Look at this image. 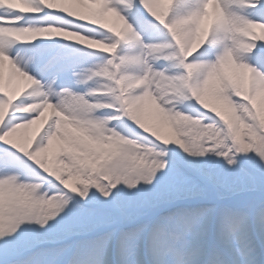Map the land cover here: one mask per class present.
Listing matches in <instances>:
<instances>
[{"label": "snow or ice", "instance_id": "snow-or-ice-1", "mask_svg": "<svg viewBox=\"0 0 264 264\" xmlns=\"http://www.w3.org/2000/svg\"><path fill=\"white\" fill-rule=\"evenodd\" d=\"M0 264H264V0H0Z\"/></svg>", "mask_w": 264, "mask_h": 264}]
</instances>
